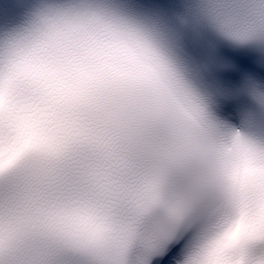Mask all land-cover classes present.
<instances>
[{
	"label": "clouds",
	"instance_id": "clouds-1",
	"mask_svg": "<svg viewBox=\"0 0 264 264\" xmlns=\"http://www.w3.org/2000/svg\"><path fill=\"white\" fill-rule=\"evenodd\" d=\"M0 264H264V0H0Z\"/></svg>",
	"mask_w": 264,
	"mask_h": 264
}]
</instances>
